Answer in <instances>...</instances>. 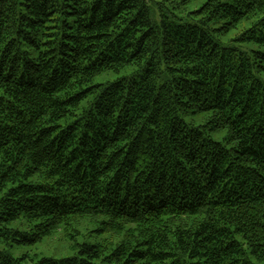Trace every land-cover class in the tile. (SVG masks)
Here are the masks:
<instances>
[{
  "label": "trees",
  "instance_id": "1",
  "mask_svg": "<svg viewBox=\"0 0 264 264\" xmlns=\"http://www.w3.org/2000/svg\"><path fill=\"white\" fill-rule=\"evenodd\" d=\"M0 264H264V0H0Z\"/></svg>",
  "mask_w": 264,
  "mask_h": 264
},
{
  "label": "rangeland",
  "instance_id": "2",
  "mask_svg": "<svg viewBox=\"0 0 264 264\" xmlns=\"http://www.w3.org/2000/svg\"><path fill=\"white\" fill-rule=\"evenodd\" d=\"M234 45H239L238 43H233ZM244 50H254L256 47L253 45L241 46ZM67 242L64 239L62 233H58L55 237L47 239L44 243L39 245L34 251L44 257L49 258H61L64 256V250L66 249ZM29 249L22 248L15 251V255L19 256L27 252Z\"/></svg>",
  "mask_w": 264,
  "mask_h": 264
}]
</instances>
